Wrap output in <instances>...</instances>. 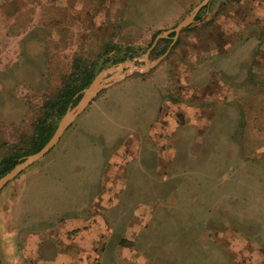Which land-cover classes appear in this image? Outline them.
<instances>
[{"label":"rangeland","instance_id":"374dc122","mask_svg":"<svg viewBox=\"0 0 264 264\" xmlns=\"http://www.w3.org/2000/svg\"><path fill=\"white\" fill-rule=\"evenodd\" d=\"M200 1L0 0V158L28 144L75 58L101 63L114 44L137 58L1 191L0 264H40L26 224L95 213L101 154L121 145L124 193L108 207L136 215L112 221L104 264H264V0H213L144 59ZM158 145L165 156L177 148L160 177L140 161Z\"/></svg>","mask_w":264,"mask_h":264},{"label":"crops","instance_id":"0c3cea01","mask_svg":"<svg viewBox=\"0 0 264 264\" xmlns=\"http://www.w3.org/2000/svg\"><path fill=\"white\" fill-rule=\"evenodd\" d=\"M225 74L226 77L228 71ZM221 82L223 85L229 84L226 79ZM156 136L158 135L154 137ZM175 137L176 135L172 138L174 139ZM174 145L176 147V143ZM124 147L125 145H121L113 152L109 150L107 154L105 147L103 149L100 164H103L102 170L105 175L97 185H93V188L97 190L90 199V202L94 203L95 209L93 211L95 213H84L85 215H81L79 214L81 212H76V214L74 212L67 217L57 218L58 220L40 218L37 222L26 224L27 228L32 229L30 232L31 238H29L31 243L28 249L30 260H38L40 264H97L96 260L100 259V264H104L103 256L99 253H101L100 248L103 249L104 246H109L110 238L105 233L116 225L112 221L134 219L136 215L135 213H129L130 215L128 213H113L108 207L112 201H119L123 197L125 186L122 189V185L119 182H121L122 175H124L121 172L125 170L126 163L123 166L119 161L124 157L120 154ZM147 151V149L146 152L145 150L142 151L141 154L144 157L140 161L148 160L149 163H155V170L158 172V177H160V172L163 171L167 161L164 160L165 157H167L166 159L174 157L177 148H172L170 151L173 153L168 156L163 154L159 145L150 147V154ZM124 161L126 162V160ZM170 163L168 161L169 165ZM172 167L174 168L175 165L173 164ZM116 174H118L117 178L115 177ZM152 184L154 183L152 182ZM153 192L151 197H153ZM151 197L147 195L143 198H146V202L149 203L152 202L150 201ZM36 236L38 238L34 240L35 243L33 244L32 239ZM74 247L85 249L87 252L83 253L79 258H74L71 255ZM16 260L19 261L20 259ZM15 264L18 263L15 262Z\"/></svg>","mask_w":264,"mask_h":264},{"label":"trees","instance_id":"16d2710c","mask_svg":"<svg viewBox=\"0 0 264 264\" xmlns=\"http://www.w3.org/2000/svg\"><path fill=\"white\" fill-rule=\"evenodd\" d=\"M209 7L210 5L203 8L198 14L196 21L201 20L203 11H207ZM173 35L174 33L171 34V37ZM171 37L162 38L158 41L156 45L157 48L160 44H165L161 48V53L167 51L172 42ZM121 50H124L125 53L123 55H116V53ZM112 52H114V55H111ZM134 53L135 52L130 47L122 49L114 44L109 46L105 51L103 55L104 59H102L101 63H99V59L88 61L82 57L75 58L72 71L65 78L64 84L60 88L58 95L55 98L45 97L42 106L43 114L37 120L34 132L28 144L25 147H13L10 152L0 158V177L10 171L22 157L39 151L50 140L61 117L67 111L68 107L77 101L80 91L90 84L101 69L110 64L124 61L128 56L132 57Z\"/></svg>","mask_w":264,"mask_h":264},{"label":"water","instance_id":"95a60500","mask_svg":"<svg viewBox=\"0 0 264 264\" xmlns=\"http://www.w3.org/2000/svg\"><path fill=\"white\" fill-rule=\"evenodd\" d=\"M213 0L200 1L190 13L179 22L174 28L163 31L158 34L148 52L144 55L146 60L151 49L156 46L157 42L162 38H169L174 33V41L178 35L187 27L196 22V18L200 11L210 5ZM173 44V43H172ZM137 58H131L99 71L90 84L82 89L78 94V99L72 103L67 111L61 117L58 126L50 138V140L37 152L27 155L22 158L10 171L0 177V192L6 187L8 183L16 179L24 170L28 169L34 163L45 157L54 147L59 143L66 131L74 124V122L87 110L91 103L98 97V95L106 88L114 85L131 75L133 71L137 70L135 67ZM145 69V68H142Z\"/></svg>","mask_w":264,"mask_h":264}]
</instances>
